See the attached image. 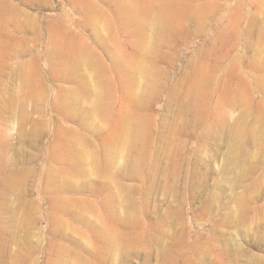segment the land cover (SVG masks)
<instances>
[{"label":"rangeland","instance_id":"rangeland-1","mask_svg":"<svg viewBox=\"0 0 264 264\" xmlns=\"http://www.w3.org/2000/svg\"><path fill=\"white\" fill-rule=\"evenodd\" d=\"M0 264H264V0H0Z\"/></svg>","mask_w":264,"mask_h":264},{"label":"bare ground","instance_id":"bare-ground-1","mask_svg":"<svg viewBox=\"0 0 264 264\" xmlns=\"http://www.w3.org/2000/svg\"><path fill=\"white\" fill-rule=\"evenodd\" d=\"M139 15V14H138ZM143 16V15H142ZM156 16V15H155ZM160 20V19H159ZM81 56L84 57V54H81ZM86 58V57H85ZM86 60H89L86 58ZM101 87V86H100ZM103 88V87H102ZM127 127H128V124H127V121H122L121 123V127H120V130L118 131V134L122 137V139H125L127 138ZM130 129V128H129ZM128 141V140H127ZM125 142V141H124Z\"/></svg>","mask_w":264,"mask_h":264}]
</instances>
